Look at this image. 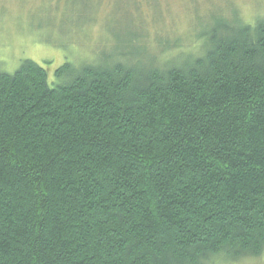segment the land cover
I'll return each instance as SVG.
<instances>
[{"label":"trees","instance_id":"obj_1","mask_svg":"<svg viewBox=\"0 0 264 264\" xmlns=\"http://www.w3.org/2000/svg\"><path fill=\"white\" fill-rule=\"evenodd\" d=\"M198 39L0 72V264L262 255L264 20Z\"/></svg>","mask_w":264,"mask_h":264},{"label":"rangeland","instance_id":"obj_2","mask_svg":"<svg viewBox=\"0 0 264 264\" xmlns=\"http://www.w3.org/2000/svg\"><path fill=\"white\" fill-rule=\"evenodd\" d=\"M216 20L254 26L264 20V0H0V72L13 74L31 60L52 80L66 62L80 66L117 50L147 65L151 57L183 58L201 50L198 38ZM166 41L184 51L162 53ZM203 264H264V251Z\"/></svg>","mask_w":264,"mask_h":264}]
</instances>
